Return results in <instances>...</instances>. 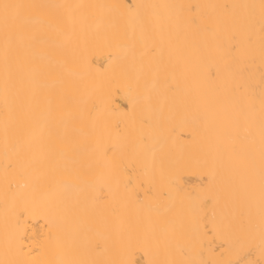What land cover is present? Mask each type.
I'll use <instances>...</instances> for the list:
<instances>
[{"label":"bare ground","instance_id":"1","mask_svg":"<svg viewBox=\"0 0 264 264\" xmlns=\"http://www.w3.org/2000/svg\"><path fill=\"white\" fill-rule=\"evenodd\" d=\"M0 264H264V0H0Z\"/></svg>","mask_w":264,"mask_h":264},{"label":"snow or ice","instance_id":"2","mask_svg":"<svg viewBox=\"0 0 264 264\" xmlns=\"http://www.w3.org/2000/svg\"><path fill=\"white\" fill-rule=\"evenodd\" d=\"M5 9H7L9 7V5H4Z\"/></svg>","mask_w":264,"mask_h":264}]
</instances>
